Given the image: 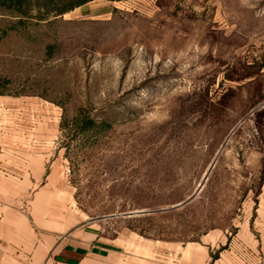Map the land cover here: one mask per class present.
<instances>
[{
	"label": "rangeland",
	"instance_id": "obj_1",
	"mask_svg": "<svg viewBox=\"0 0 264 264\" xmlns=\"http://www.w3.org/2000/svg\"><path fill=\"white\" fill-rule=\"evenodd\" d=\"M15 21L0 12V97L56 107V149L44 174H0L2 204L34 225L56 211L64 241L90 226L140 264L192 248L264 264V0H92ZM27 242L0 232V264H46L9 253Z\"/></svg>",
	"mask_w": 264,
	"mask_h": 264
},
{
	"label": "crops",
	"instance_id": "obj_2",
	"mask_svg": "<svg viewBox=\"0 0 264 264\" xmlns=\"http://www.w3.org/2000/svg\"><path fill=\"white\" fill-rule=\"evenodd\" d=\"M56 131V107L34 99L11 102L0 97V174H44L55 154ZM0 212L5 220L0 232L15 233L28 240L25 248H17L11 254L46 256V264H140L136 255L121 250L115 238L105 239L90 226L81 229L80 239L64 241L65 221L58 220L56 211L48 209L41 218L33 210L37 225L9 200L0 202ZM192 250L193 257H184L181 264H206L201 262L200 248Z\"/></svg>",
	"mask_w": 264,
	"mask_h": 264
},
{
	"label": "trees",
	"instance_id": "obj_3",
	"mask_svg": "<svg viewBox=\"0 0 264 264\" xmlns=\"http://www.w3.org/2000/svg\"><path fill=\"white\" fill-rule=\"evenodd\" d=\"M89 1L92 0H0V12L16 20L12 25L14 28L16 23H23L35 15L42 19L49 15H60Z\"/></svg>",
	"mask_w": 264,
	"mask_h": 264
},
{
	"label": "water",
	"instance_id": "obj_4",
	"mask_svg": "<svg viewBox=\"0 0 264 264\" xmlns=\"http://www.w3.org/2000/svg\"><path fill=\"white\" fill-rule=\"evenodd\" d=\"M201 186H202V184L200 185L199 189L201 188ZM199 189H198V190H199ZM194 195H195V194H193L192 196H190L187 200L182 201V202H180V203H178V204H175V205H173V206H171V207L165 208L164 210L171 209V208H175V207H179V206H181V205L187 203L189 200H191V199L193 198Z\"/></svg>",
	"mask_w": 264,
	"mask_h": 264
}]
</instances>
